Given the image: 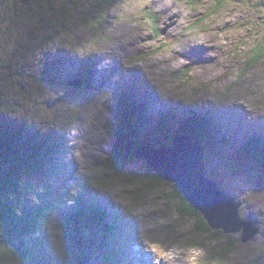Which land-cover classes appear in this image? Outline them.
I'll return each mask as SVG.
<instances>
[{"label": "rangeland", "instance_id": "rangeland-1", "mask_svg": "<svg viewBox=\"0 0 264 264\" xmlns=\"http://www.w3.org/2000/svg\"><path fill=\"white\" fill-rule=\"evenodd\" d=\"M185 113L219 120L202 168L252 240L180 218L176 171L105 168L123 136L172 149ZM245 143L264 154V0H0V264H264V163Z\"/></svg>", "mask_w": 264, "mask_h": 264}, {"label": "water", "instance_id": "water-1", "mask_svg": "<svg viewBox=\"0 0 264 264\" xmlns=\"http://www.w3.org/2000/svg\"><path fill=\"white\" fill-rule=\"evenodd\" d=\"M28 0H21L25 3ZM72 87L80 88L81 83H72ZM173 148L168 150H150L138 146L134 150V158L145 159V164L156 171L158 179H163L168 174L162 171H176L172 181L179 191L184 193L183 198L195 211L201 212V218L213 229H221L225 234L240 233V242L252 240L257 233L253 222L241 220L238 214L240 208L233 198H227L219 187L208 179L202 168V144L192 143V137L180 135L174 138ZM187 146V151H182ZM181 147V154L185 157V163L176 162L173 159L174 153ZM158 154L156 157L154 154ZM146 159H148L146 161ZM171 170V171H170ZM214 224V225H213ZM80 240H75L79 244Z\"/></svg>", "mask_w": 264, "mask_h": 264}, {"label": "trees", "instance_id": "trees-1", "mask_svg": "<svg viewBox=\"0 0 264 264\" xmlns=\"http://www.w3.org/2000/svg\"><path fill=\"white\" fill-rule=\"evenodd\" d=\"M262 52L259 49H254V53L252 55H254L253 57V61H257V58H260V53ZM255 53H258L257 55ZM257 58H256V57ZM121 103V102H120ZM126 110V109H125ZM123 113V114H122ZM122 113H118L116 117L121 118V124L122 127L120 128V130L122 129L124 131L123 134L127 133L128 131H130L131 126H130V121L128 120V115L124 113V111ZM120 116V117H119ZM193 118H195V116H191L189 119L193 120ZM211 121L212 118L210 117ZM216 122V121H214ZM218 123V122H216ZM210 125H212V123H210ZM169 126V125H168ZM213 126V125H212ZM124 127V129H123ZM206 127V131L204 130V128ZM170 128V126H169ZM121 130V131H122ZM179 133H182L184 135H188L190 137H192V139L194 141H199V142H203V139H207V136L212 135V133L210 132V128L207 124H202L201 122H192V121H188L187 123L183 124V126L181 127V129L179 130ZM128 134V133H127ZM180 136L178 134V132L176 134H173V136H171V139L174 137ZM162 141L163 142H167L165 138V136L161 135ZM127 139H128V145L126 144H122L123 140H126V136H123V139L118 143V145H114V147L112 148V151L109 154V159H108V165L105 167L108 171L112 172V174L114 176H119L122 171L125 169V166L131 161V159L134 158V150L139 146V144H134V141H130L129 136L127 135ZM251 143V142H250ZM246 144V146L243 148V152H246L248 156L253 157L255 160H258L260 162L264 163V154L261 156L260 154V150L252 147L251 145ZM125 147H122V146ZM154 178V177H153ZM160 182V181H159ZM174 193L177 195L178 198H180V205L181 207H179L178 205H174V209L175 212L179 215L180 218L185 219V218H195V211L191 208V206L185 201V199L182 196H178V192L174 190ZM100 208V207H99ZM96 209H98V207H96ZM209 225H207L206 222H204V220L200 217V221L199 223H197V226L195 227L198 232L200 234H204L207 233L209 231Z\"/></svg>", "mask_w": 264, "mask_h": 264}, {"label": "bare ground", "instance_id": "bare-ground-1", "mask_svg": "<svg viewBox=\"0 0 264 264\" xmlns=\"http://www.w3.org/2000/svg\"><path fill=\"white\" fill-rule=\"evenodd\" d=\"M102 74V73H101ZM94 78H95V76H94ZM84 84H86L87 85V88H90V84L87 82H85ZM83 85H81V87H82ZM120 103V102H119ZM132 111H134V109L132 110ZM153 112V111H152ZM173 113H175L174 111H173ZM176 114V113H175ZM203 115H204V117L206 118V121L204 120V121H201V120H199L196 116H195V118H193V120H190L187 116H186V113L183 115V120H184V123L183 124H185V123H187L188 121H194V122H201L202 124H207V125H210V123L212 122L211 120H210V117L212 118V120H214V121H216V122H218L219 120H217V119H215V118H213L211 115H209V114H204L203 113ZM138 116H140V115H138ZM159 121L161 122V121H163V119L161 118V119H159ZM213 121V122H214ZM144 123H146V122H144ZM162 123V122H161ZM142 125V124H141ZM141 127V126H140ZM142 128V127H141ZM215 130V131H214ZM214 131V133H215V135H218V134H221L222 132H221V128H219V127H214V126H212V125H210V132L212 133ZM248 139H252V138H248ZM227 140H229V138L227 139ZM210 141V140H209ZM245 146H246V143H245ZM244 146V147H245ZM244 154H246L247 155V153L246 152H244ZM249 157H251V156H249ZM253 158V157H252ZM176 188V187H175ZM178 190H179V188H178ZM181 192V191H180ZM182 193V192H181ZM88 194H91V193H89L88 192ZM182 195L184 196V193H182ZM85 205V204H84ZM95 208H96V204H95ZM117 210V209H116ZM199 212V211H198ZM199 214L200 215H202L201 214V212H199ZM203 216V215H202ZM207 223V222H206ZM207 225H209L208 223H207ZM214 225V224H213ZM210 227V226H209ZM150 259V258H149Z\"/></svg>", "mask_w": 264, "mask_h": 264}]
</instances>
